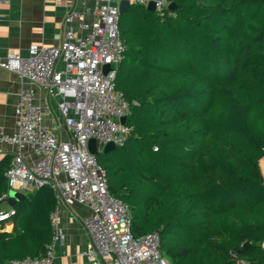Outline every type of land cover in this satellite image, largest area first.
Segmentation results:
<instances>
[{
    "label": "trees",
    "instance_id": "1",
    "mask_svg": "<svg viewBox=\"0 0 264 264\" xmlns=\"http://www.w3.org/2000/svg\"><path fill=\"white\" fill-rule=\"evenodd\" d=\"M171 1L164 15L120 13L115 85L134 131L97 161L134 235L158 231L172 264H264V0ZM24 193L0 231L1 264L42 256L52 238L53 188Z\"/></svg>",
    "mask_w": 264,
    "mask_h": 264
},
{
    "label": "built area",
    "instance_id": "2",
    "mask_svg": "<svg viewBox=\"0 0 264 264\" xmlns=\"http://www.w3.org/2000/svg\"><path fill=\"white\" fill-rule=\"evenodd\" d=\"M7 1L0 0V18ZM121 1L96 0L93 9H73L66 21L78 18V29H66L58 44L32 43L27 55L10 52L0 60L1 67L27 83L22 84L15 107L16 129L12 133L0 129V143L16 147L5 173L9 184L22 192L50 185L57 199L50 215L53 234L45 253L3 264H52L56 243L63 238L60 205L74 201L92 209L81 219L91 239L85 254L92 264H172L160 250L158 231L134 235L130 205L110 192L106 171L88 146L91 138L100 149L108 142L123 146L134 131L133 125L121 120L132 103L115 85L117 67L127 49L119 29ZM129 1L145 6L154 1L160 15L170 4V0ZM91 13L95 18L89 23L85 19ZM107 64L110 68L105 72ZM35 86L56 100L70 138H60L44 123L45 111L36 101ZM14 213L13 207L0 209V229Z\"/></svg>",
    "mask_w": 264,
    "mask_h": 264
},
{
    "label": "crops",
    "instance_id": "3",
    "mask_svg": "<svg viewBox=\"0 0 264 264\" xmlns=\"http://www.w3.org/2000/svg\"><path fill=\"white\" fill-rule=\"evenodd\" d=\"M95 3L96 0H8L1 9L0 60L10 52L27 55L32 43L58 44L66 29H78V18L72 23L66 21L69 12L73 9L84 12L88 7L93 9ZM94 18L91 13L85 20L91 23ZM22 84L27 83H23L16 72L0 66V129L8 133L16 129L15 107ZM35 91L36 101L45 111L44 123L60 138H70L56 100L49 99L44 89L35 86ZM15 150L12 144L0 143V160L11 156ZM30 156L36 158L32 153ZM11 206L6 200L0 204V209ZM91 213L92 209L87 204L75 201L61 203L58 217L63 238L56 243L52 264H92L85 254L91 243L90 235L81 221ZM13 227L14 222L9 219L0 231L10 232Z\"/></svg>",
    "mask_w": 264,
    "mask_h": 264
},
{
    "label": "water",
    "instance_id": "4",
    "mask_svg": "<svg viewBox=\"0 0 264 264\" xmlns=\"http://www.w3.org/2000/svg\"><path fill=\"white\" fill-rule=\"evenodd\" d=\"M131 3L129 0H122L120 2V5H119V9H120V12L123 13L125 11L128 10V8L130 7ZM155 2L154 1H150L148 3V5L146 6V8L148 10H155ZM176 8V4L171 1L170 4H169V9L171 10H174ZM110 68V65L107 64L105 65V72H107ZM122 122H126L127 121V116H123L121 118ZM89 150L92 152V153H95V154H98L99 152H108V151H111L112 149L116 148V145L115 143L113 142H108L104 145V147L102 149L98 148V144H97V140L95 138H91L89 140ZM26 197L25 193L20 191V190H16V189H11L10 193H9V198H8V201L11 205H13L15 202H17L18 200L22 199Z\"/></svg>",
    "mask_w": 264,
    "mask_h": 264
},
{
    "label": "rangeland",
    "instance_id": "5",
    "mask_svg": "<svg viewBox=\"0 0 264 264\" xmlns=\"http://www.w3.org/2000/svg\"><path fill=\"white\" fill-rule=\"evenodd\" d=\"M139 5H143V4H139ZM145 6V5H144ZM146 7V6H145ZM100 153V152H99Z\"/></svg>",
    "mask_w": 264,
    "mask_h": 264
}]
</instances>
